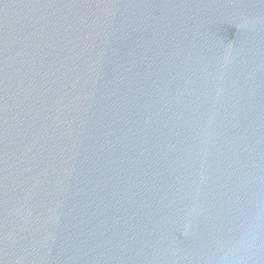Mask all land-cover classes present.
<instances>
[{
	"label": "water",
	"instance_id": "1",
	"mask_svg": "<svg viewBox=\"0 0 264 264\" xmlns=\"http://www.w3.org/2000/svg\"><path fill=\"white\" fill-rule=\"evenodd\" d=\"M0 264H264V0H0Z\"/></svg>",
	"mask_w": 264,
	"mask_h": 264
}]
</instances>
